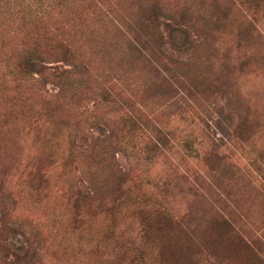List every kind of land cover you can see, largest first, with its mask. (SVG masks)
I'll return each instance as SVG.
<instances>
[{
	"label": "rangeland",
	"instance_id": "obj_1",
	"mask_svg": "<svg viewBox=\"0 0 264 264\" xmlns=\"http://www.w3.org/2000/svg\"><path fill=\"white\" fill-rule=\"evenodd\" d=\"M262 4L0 0V264H250L211 228L264 241ZM33 38L74 59L31 88Z\"/></svg>",
	"mask_w": 264,
	"mask_h": 264
},
{
	"label": "trees",
	"instance_id": "obj_2",
	"mask_svg": "<svg viewBox=\"0 0 264 264\" xmlns=\"http://www.w3.org/2000/svg\"><path fill=\"white\" fill-rule=\"evenodd\" d=\"M240 5L244 7L245 10L250 12L251 14L255 15L258 14V11H260L262 7L263 0H239ZM31 8L29 12H31ZM247 12V13H248ZM155 20V19H154ZM248 16L245 14L243 23L245 24V32L249 33V30L255 29L253 22L247 21ZM167 24V23H166ZM243 24V25H244ZM169 26V24H167ZM249 29V30H248ZM183 34L187 35L186 31H183ZM188 36V35H187ZM189 37V36H188ZM191 46V39L187 38L185 41L186 48H189ZM3 44H0V55L4 53L2 51V48H5ZM141 46H136L135 49L138 53H141ZM14 49V48H13ZM13 52H10V56L8 57L9 66L11 67V74L15 75L18 79L24 80L27 82V84H30V87L32 88L33 85H35L40 80V77L44 75V73L49 70L53 69L55 74L59 76L65 75V73H68V69L60 67L57 63L59 62H68L70 59H74V52L71 49L69 45H67L64 41L60 40H54L52 43H50V46L48 45V48H44L40 41L37 39H31L23 42L20 47H17L15 50H12ZM5 54V53H4ZM41 83V82H40ZM133 119V118H131ZM136 123V121L134 122ZM260 123L257 122V124ZM245 128L243 129L242 127ZM254 126L253 122H248V119L246 118L244 122H241V125L238 127L239 132L244 133L248 128H251ZM78 133L73 136V138L70 141V147L68 152V157H72L75 155V152L77 150H81V148L84 145V141L86 140V137L84 135H79V140L77 141ZM83 140V141H82ZM159 140V139H158ZM158 140L156 141L158 143ZM82 141V142H79ZM76 142H79V144H76ZM78 146V147H76ZM156 147L157 144H154ZM78 148V149H77ZM46 156H50V154H47ZM213 157H217L218 159L222 158V156L215 153ZM40 167L36 168V172L38 171L40 173ZM74 195L77 196V199L81 198H88L90 197L89 193H83V191H75ZM147 212V211H146ZM162 213V212H161ZM158 213V214H161ZM163 215V214H162ZM150 212H147L144 216L145 218H149ZM158 221L161 217V215H157ZM149 225L153 222L152 218H149ZM156 221V220H155ZM154 221V223H155ZM157 223V222H156ZM213 223H216L215 225H212V231L215 232L213 235L214 240H225L226 242L230 243H239V249L240 252H237L236 257H238V254H241L244 256V258L249 259L247 260L250 264H264V257H263V246L264 241L260 238L252 239V238H245L243 233H239L236 231L235 227L231 226L229 222L225 218H221L220 221H215ZM26 257V256H23ZM15 260L18 261V255L14 254Z\"/></svg>",
	"mask_w": 264,
	"mask_h": 264
}]
</instances>
